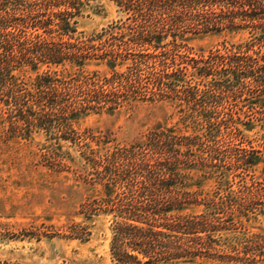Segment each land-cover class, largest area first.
<instances>
[{
	"label": "trees",
	"instance_id": "obj_1",
	"mask_svg": "<svg viewBox=\"0 0 264 264\" xmlns=\"http://www.w3.org/2000/svg\"><path fill=\"white\" fill-rule=\"evenodd\" d=\"M94 1L0 0V133L59 131L55 139L83 147L81 174L93 192L77 215L112 217V264H259L257 233L222 234L224 251L213 256L204 249L225 222L244 226L264 187L206 200L196 189L205 174L196 181L191 172L212 165L215 145L219 159L224 138L237 139L243 96L264 106V0H111L125 18L77 35ZM210 33L241 40L193 52L190 40ZM141 102L171 103L183 125L159 124L136 143L103 149L73 126ZM242 160L237 170L262 159ZM89 229L85 221L66 227L83 239Z\"/></svg>",
	"mask_w": 264,
	"mask_h": 264
},
{
	"label": "rangeland",
	"instance_id": "obj_2",
	"mask_svg": "<svg viewBox=\"0 0 264 264\" xmlns=\"http://www.w3.org/2000/svg\"><path fill=\"white\" fill-rule=\"evenodd\" d=\"M125 16L113 1L96 0L79 18L77 35L97 34ZM239 40L240 36L233 38L224 33H210L193 38L189 45L193 52L209 54L222 47L225 41ZM94 68L106 70L105 66H90V69ZM252 100L251 96H243L238 102L242 107L243 124L237 131L240 133L237 139L230 142L224 138L219 159L214 158L215 145L212 165L191 172L196 181L205 174L196 189L206 200L212 197L213 201L217 193L225 196L240 191L247 193L248 185L255 189L264 187V106L256 105ZM179 121L177 108L171 103L141 102L116 111L91 113L73 126L79 133L94 135L96 138H88L86 143L103 149L131 145L140 141L155 126H182ZM58 134L59 131L50 135L40 129L33 133L32 139H25L0 133V262L112 264V217L100 214L87 220L83 215H77L81 204L93 192L81 174L85 164L83 147L71 140L55 139ZM248 153H254L262 160L248 170H237L236 166ZM197 161L196 157L195 163ZM263 195L254 200L257 209L244 218V226H232L225 222V229L207 235V248L204 250L210 251L212 256L223 252L226 242L221 239L222 234L229 238L236 231H242L244 236L245 232L257 233L264 238ZM212 210L216 211L213 207ZM83 221L90 226V235L83 239L67 232L66 227ZM261 250L259 264H264V248ZM198 263L209 264V261L201 259Z\"/></svg>",
	"mask_w": 264,
	"mask_h": 264
}]
</instances>
